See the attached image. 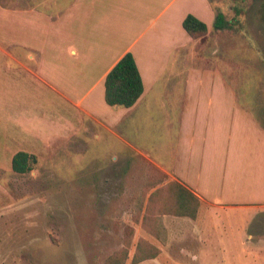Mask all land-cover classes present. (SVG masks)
Returning a JSON list of instances; mask_svg holds the SVG:
<instances>
[{"label":"crops","instance_id":"0c3cea01","mask_svg":"<svg viewBox=\"0 0 264 264\" xmlns=\"http://www.w3.org/2000/svg\"><path fill=\"white\" fill-rule=\"evenodd\" d=\"M190 13L207 24V35L187 32ZM216 13L212 0H0V127L15 145L6 147L8 163L18 151L39 157L40 149L71 150L79 134L77 146L90 153L86 169L132 168L136 156L165 176L158 184L177 180L199 196L196 218L163 215L170 245L217 235L218 212L205 207L197 188L214 169L229 174L244 162L236 146L249 128L261 135L256 150L264 153V128L250 113L236 112L233 67L206 62L218 58L203 49ZM128 52L144 92L131 107H113L105 99L106 76ZM21 73L31 74L39 96L17 91ZM45 89L55 95L53 116ZM256 158L264 166V154ZM249 252L244 247L245 257Z\"/></svg>","mask_w":264,"mask_h":264},{"label":"rangeland","instance_id":"374dc122","mask_svg":"<svg viewBox=\"0 0 264 264\" xmlns=\"http://www.w3.org/2000/svg\"><path fill=\"white\" fill-rule=\"evenodd\" d=\"M212 1L216 12H224L227 19L235 16L237 0ZM244 6L238 17L241 24L233 30L211 31L203 49L218 53V58L205 57L209 65L233 67L236 112L250 113L264 128V0H245ZM224 70L226 74L228 69ZM29 76L19 75L17 91L39 96ZM46 92L45 108L53 116L58 107L51 102L55 95ZM260 137L253 128L240 135L236 157L244 162L229 174L225 168L214 169L209 182L197 188L205 207L218 212L214 219L219 233L172 246L162 230L165 214L160 204L166 194H160L158 203H149L152 193L163 186L158 184L160 176L165 179L161 172L136 156L133 170L86 169L90 153L77 146L81 140L77 134L75 148L62 146L53 154L40 149L35 168L19 174L6 160V147L12 150L15 145L8 144L0 127V264H107L123 248L128 249L125 264H264V202L255 200L264 197V166L253 163L264 154L256 150ZM149 245L160 250L155 258L143 257ZM244 247L251 250L247 257Z\"/></svg>","mask_w":264,"mask_h":264},{"label":"trees","instance_id":"16d2710c","mask_svg":"<svg viewBox=\"0 0 264 264\" xmlns=\"http://www.w3.org/2000/svg\"><path fill=\"white\" fill-rule=\"evenodd\" d=\"M245 0H240L234 7V21L227 19L222 11L216 13L214 31L221 32L226 29L233 30L234 26L241 24L238 15L244 8ZM237 15V16H236ZM184 27L193 38H200L208 34L207 24L194 14H188ZM144 92V82L131 52L126 53L107 74L105 80V99L113 107H131ZM39 158L36 154L27 151H18L12 158V169L19 174L31 172ZM161 193L166 194L163 199L161 212L163 214L186 216L196 218L200 209L201 200L197 194L177 180H172L156 189L150 196L149 203L162 200ZM148 203V206H149ZM131 235V233H130ZM128 244H130L128 242ZM128 246V245H127ZM149 245L148 247H150ZM139 250V249H138ZM142 251H147L144 249ZM159 248L151 246L143 257L155 258L159 254ZM128 258V249L123 248L116 256L110 258L107 264H125ZM139 261V260H138Z\"/></svg>","mask_w":264,"mask_h":264}]
</instances>
